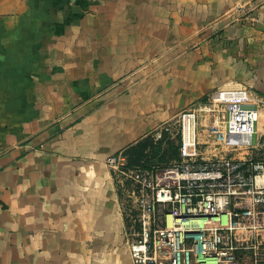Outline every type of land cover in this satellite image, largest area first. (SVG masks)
Listing matches in <instances>:
<instances>
[{
	"label": "crops",
	"instance_id": "0c3cea01",
	"mask_svg": "<svg viewBox=\"0 0 264 264\" xmlns=\"http://www.w3.org/2000/svg\"><path fill=\"white\" fill-rule=\"evenodd\" d=\"M236 87L264 101V0H0V264H133L106 159ZM200 124L264 159V104L245 151Z\"/></svg>",
	"mask_w": 264,
	"mask_h": 264
},
{
	"label": "built area",
	"instance_id": "2783aa9c",
	"mask_svg": "<svg viewBox=\"0 0 264 264\" xmlns=\"http://www.w3.org/2000/svg\"><path fill=\"white\" fill-rule=\"evenodd\" d=\"M263 104L245 87L218 89L153 133L178 138V160L130 167L124 151L106 159L138 228L133 264H238L246 241L264 239V159L205 160L199 149L201 121L216 145L249 149Z\"/></svg>",
	"mask_w": 264,
	"mask_h": 264
},
{
	"label": "rangeland",
	"instance_id": "374dc122",
	"mask_svg": "<svg viewBox=\"0 0 264 264\" xmlns=\"http://www.w3.org/2000/svg\"><path fill=\"white\" fill-rule=\"evenodd\" d=\"M147 142L150 143L151 145L147 150H145L148 163L151 165H156V164H170L174 161L173 157V152L170 147V143H178V138L174 139H169V138H162L159 141L154 140L153 135L148 137ZM134 159H137V155H134ZM133 226V225H132ZM134 231H138L137 225H134L132 228ZM242 251H238L240 253ZM251 255L246 256L245 258V253L242 257H240V260L238 261L239 264H253L254 260L251 257ZM264 264V261L258 260V264Z\"/></svg>",
	"mask_w": 264,
	"mask_h": 264
},
{
	"label": "trees",
	"instance_id": "16d2710c",
	"mask_svg": "<svg viewBox=\"0 0 264 264\" xmlns=\"http://www.w3.org/2000/svg\"><path fill=\"white\" fill-rule=\"evenodd\" d=\"M170 147L172 149V154L175 160H178V147L174 143H170ZM151 144L147 142V140L142 141L141 143H138L135 148L132 150H125L124 153L127 156L128 165L130 167H136V166H142V167H149L151 166L148 163L147 155L145 150L149 148ZM134 155H137V159H134ZM166 165V164H161Z\"/></svg>",
	"mask_w": 264,
	"mask_h": 264
},
{
	"label": "water",
	"instance_id": "95a60500",
	"mask_svg": "<svg viewBox=\"0 0 264 264\" xmlns=\"http://www.w3.org/2000/svg\"><path fill=\"white\" fill-rule=\"evenodd\" d=\"M243 108L244 109H253V107H251V106H244Z\"/></svg>",
	"mask_w": 264,
	"mask_h": 264
}]
</instances>
